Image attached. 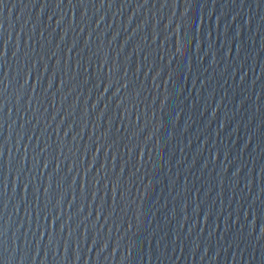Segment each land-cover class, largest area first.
Segmentation results:
<instances>
[{
	"label": "water",
	"instance_id": "water-1",
	"mask_svg": "<svg viewBox=\"0 0 264 264\" xmlns=\"http://www.w3.org/2000/svg\"><path fill=\"white\" fill-rule=\"evenodd\" d=\"M0 264H264V0H0Z\"/></svg>",
	"mask_w": 264,
	"mask_h": 264
}]
</instances>
